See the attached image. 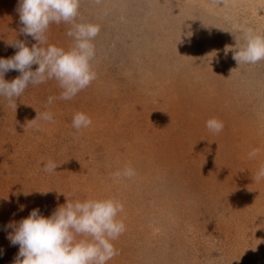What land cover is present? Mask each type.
<instances>
[{"label":"rangeland","instance_id":"1","mask_svg":"<svg viewBox=\"0 0 264 264\" xmlns=\"http://www.w3.org/2000/svg\"><path fill=\"white\" fill-rule=\"evenodd\" d=\"M18 8L0 0V58L16 40L38 43ZM77 22L100 26L90 86L67 101L55 80L29 85L16 107L0 97V264L19 252L9 223L67 198L123 204L108 264H264V60L233 59L242 29L264 34V0H81ZM69 28L52 24L48 44L70 49ZM77 112L90 127H72ZM125 168L135 175L117 179Z\"/></svg>","mask_w":264,"mask_h":264},{"label":"clouds","instance_id":"2","mask_svg":"<svg viewBox=\"0 0 264 264\" xmlns=\"http://www.w3.org/2000/svg\"><path fill=\"white\" fill-rule=\"evenodd\" d=\"M81 0H18V13L23 27L20 31L38 43L31 47L24 41L13 44L18 51L8 59L0 58V97L16 107L19 98L29 85H39L55 80L61 89L59 99L71 100L97 78L92 62L96 57L93 41L100 33V26L89 22H77ZM70 25L67 35L74 41L65 50L48 44L47 32L52 24ZM236 38L233 59L238 64H256L264 60V34L253 29H242ZM240 40L243 43H240ZM33 65L38 67L33 70ZM21 75L11 82L4 79L9 71ZM57 97H49L51 105ZM37 118V117H36ZM53 122L54 115L44 112L40 117ZM91 118L77 112L72 127L81 130L90 127ZM206 127L213 133L223 130L222 121L212 118ZM254 150L250 156H256ZM58 165L49 160L43 166L46 173L56 172ZM134 169L125 168L117 172L116 178H131ZM257 180L264 178V168L257 173ZM23 210V208H21ZM123 204L111 199L69 200L45 217L40 209H33L27 218L7 225L12 231L8 239L19 246L14 264H108L117 255L112 241L119 238L126 226L118 219Z\"/></svg>","mask_w":264,"mask_h":264}]
</instances>
